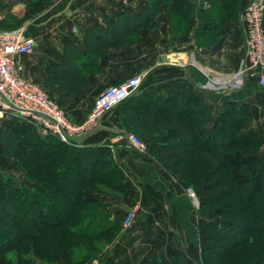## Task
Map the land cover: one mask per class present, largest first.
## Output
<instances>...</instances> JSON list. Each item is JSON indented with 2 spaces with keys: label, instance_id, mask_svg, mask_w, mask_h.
Segmentation results:
<instances>
[{
  "label": "trees",
  "instance_id": "1",
  "mask_svg": "<svg viewBox=\"0 0 264 264\" xmlns=\"http://www.w3.org/2000/svg\"><path fill=\"white\" fill-rule=\"evenodd\" d=\"M47 1L28 3L25 17L44 11ZM170 1L145 0L138 13L104 16L106 30L98 25L85 33L87 50L124 47L138 30L152 29L154 19ZM199 1L174 0L170 13L175 14L177 6H195ZM201 1L217 6L216 0ZM237 1L224 0L219 6H237ZM176 16L181 18L182 12ZM78 57L77 50L68 49L63 65H47L46 87L59 93L85 88L87 82L74 66ZM116 108H120L124 129L148 142L147 154L187 182L198 200L200 217L211 218L218 211L223 223H209L203 264L264 263V156L254 152L261 145L258 137L240 136L252 121L249 104L226 100L217 119L210 123L202 97L184 87L157 98L130 96ZM0 148L32 184L18 186L12 177L0 173V264H70L67 257L76 242L89 250L84 256L87 264L100 261L103 247L118 237L120 224L112 219L108 204L84 194L104 192L96 188L99 185L109 187L113 194L124 193L120 183L127 172L114 158L110 144L67 145L54 136L41 135L32 124L12 118L11 127L0 128ZM240 150L245 152L242 157H238ZM196 152L199 158L195 161ZM206 184L211 186L206 189ZM4 208H10L6 214L10 219L3 216ZM29 208L34 213L27 227V218H17L16 211L24 214ZM219 244L224 246L215 262L212 253L219 250Z\"/></svg>",
  "mask_w": 264,
  "mask_h": 264
},
{
  "label": "crops",
  "instance_id": "2",
  "mask_svg": "<svg viewBox=\"0 0 264 264\" xmlns=\"http://www.w3.org/2000/svg\"><path fill=\"white\" fill-rule=\"evenodd\" d=\"M31 1L0 0V30L23 29L25 36L34 39V50L16 60L18 73L52 95L70 120L83 121L104 86L119 84L132 75L140 74L144 79L132 96L157 98L190 87L207 104L210 123L217 119L224 101L235 100L249 104L252 114V121L240 136L247 139L262 129L257 121L264 119V86L256 83V87L247 81L240 90L231 93L201 88L207 82L223 81L238 69L244 54L240 16L243 8L253 0H238L237 6H219L224 0H216L217 6H209L201 0L195 6H175V15L182 12V17L173 20L188 22L183 35L174 31L168 16L158 15L153 29H140L130 37L131 40L136 35V44L127 43L124 47L100 52L87 50L85 33L98 25L101 30H106L104 16L114 18L115 14L125 11L138 13L142 6H117L116 0H95L98 6H80V0L78 6H67V0H49L44 11L26 18V5ZM101 3L105 6H99ZM24 19H27L25 23L18 27ZM68 49L78 51L74 66L87 85L72 93L54 92L46 87V66L63 65ZM67 87H71L70 83ZM0 122V128H9L12 118L0 115ZM99 123L76 144H112L114 158L127 172L123 180L125 188L127 184L130 188L123 198L97 190L87 191L84 195L108 204L115 211L111 215L114 220L130 203L138 201L140 210L133 231H120L116 242L96 263L141 264L148 256L147 264H157L160 257L165 262L176 259L177 264H194L192 254L195 250L199 252L204 241L202 238L198 241L194 211L188 196L179 189L178 181L164 171L157 159L147 152H135L128 144L126 137L132 132L124 129L120 109L113 108L102 116ZM2 160L7 165L10 162L13 170H22L4 157L0 148V162ZM5 170L10 168L0 165V173ZM27 186H32L28 180ZM115 206L118 209H114ZM148 252H152L151 255Z\"/></svg>",
  "mask_w": 264,
  "mask_h": 264
},
{
  "label": "built area",
  "instance_id": "3",
  "mask_svg": "<svg viewBox=\"0 0 264 264\" xmlns=\"http://www.w3.org/2000/svg\"><path fill=\"white\" fill-rule=\"evenodd\" d=\"M240 24L244 54L237 72L219 83L207 82L202 89L238 91L248 80L254 79L264 86V2L253 0L246 5ZM34 46V39L25 36L23 29L0 30V115L21 119L35 126L41 135L54 136L67 145L81 146L76 144L77 140L95 130L102 116L132 96L144 79L143 75H136L119 84L105 86L85 122L76 125L44 90L19 75L17 58L31 53ZM126 140L138 152L147 151V143L138 135L130 133Z\"/></svg>",
  "mask_w": 264,
  "mask_h": 264
},
{
  "label": "rangeland",
  "instance_id": "4",
  "mask_svg": "<svg viewBox=\"0 0 264 264\" xmlns=\"http://www.w3.org/2000/svg\"><path fill=\"white\" fill-rule=\"evenodd\" d=\"M122 1L123 0H116L115 2H116V4H117V6H141L144 2H145V0H125L126 1V3L125 4H123L122 3ZM49 2V0L47 1V3ZM78 2H80V0H67V6H75L76 4H77V6H78ZM176 2V1H175ZM174 2V0H172V2L170 1V2H167L166 3V5H164L165 7H163V9H162V11H161V13L160 14H158V15H160L161 17H169V19L171 20V27L174 29V31H176V33L178 34V35H183L185 32H186V30H187V27H188V22L187 21H182V20H180V21H178V22H176V21H174L173 20V18H176V17H178V16H176L174 13L173 14H171L169 11H170V8L168 7L169 5H171L172 3H175ZM234 4V3H233ZM249 4V3H248ZM247 4V5H248ZM103 4L101 3L99 6H102ZM80 6H98V3L95 1V0H82V3H81V5ZM103 6H105V5H103ZM114 6H116V5H114ZM233 6V5H232ZM157 15V16H158ZM156 16V17H157ZM27 19H24V20H22V21H20L19 22V25H17L18 27H20V26H22L24 23H25V21H26ZM153 23H154V21H153ZM153 28H154V26H153ZM152 28V29H153ZM129 43H130V45H132V44H136L137 43V38H136V35H134V37L131 39V40H129ZM128 43V44H129ZM238 70V69H237ZM237 70L235 71V72H237ZM235 72L233 73V74H235ZM232 74V75H233ZM136 75H140V74H135V75H132V76H130L129 78H131V77H133V76H136ZM129 78H127V79H129ZM126 79V80H127ZM125 81V80H124ZM123 81V82H124ZM256 83H258V81L257 80H252V84L254 85V86H256V87H258L257 86V84ZM259 84V83H258ZM105 87V86H104ZM201 88H203L202 86H201ZM103 89V88H102ZM102 90H100V92H101ZM227 92H229V93H231V92H236V91H227ZM47 94V93H46ZM48 95V94H47ZM99 95V93L97 94V96ZM49 96V95H48ZM96 96V97H97ZM96 97L94 98V100H93V104H92V108H93V106H94V103H95V99H96ZM49 98L51 99V100H53L56 104H58V102L52 97V95L51 96H49ZM244 103V102H243ZM59 105V104H58ZM60 106V105H59ZM91 108V109H92ZM120 108H118V110H119ZM62 110H63V108H62ZM64 111V110H63ZM65 112V111H64ZM91 112V111H90ZM66 114V113H65ZM90 114V113H89ZM89 114L86 116V118L89 116ZM67 116V115H66ZM67 118H68V116H67ZM86 118L83 120V121H81V122H75V121H72V120H70L69 118V120L71 121V122H73V123H75L76 125H81V124H83L84 122H85V120H86ZM3 122H6V121H2V123ZM259 124H260V126L262 127V129L260 128V130L259 131H257V133L258 134H252V135H250V136H248V137H251V136H254V137H258L259 139H260V148L259 149H256L254 152L255 153H258V152H260V154L262 155V156H264V119L263 118H261L260 120H258L257 121ZM1 123V122H0ZM257 125L256 124H254V127H256ZM245 128H247V127H245ZM244 128V129H245ZM243 129V130H244ZM243 130H242V132H243ZM246 130V129H245ZM254 133V132H253ZM134 134V133H133ZM244 134H246V133H244ZM142 136V135H141ZM247 137V138H248ZM243 139H245V137L243 138ZM145 143H146V141H144ZM110 148H111V150H112V144H110ZM133 148V147H132ZM133 150L135 151V152H138V150H136L135 148H133ZM140 153V152H139ZM143 154H145L144 152H143ZM238 157H242L244 154H245V152L242 150H240L239 152H238ZM197 158H199V153L198 152H196L195 153V161L197 160ZM191 161V160H190ZM190 161H189V163H185L184 164V166H183V168H185L186 166H188V165H190ZM192 163V162H191ZM0 165H1V167H8V168H10V170H5L4 172H3V174H6V175H9L10 177H12L13 179H14V181H15V183L18 185V186H27V179H26V177H25V172L23 171V169L21 170V169H17V170H13L12 168L13 167H11V163L9 162L8 163V165L6 164V161H3L2 160V162H0ZM14 167H16V166H14ZM20 167V166H19ZM163 168V167H162ZM12 169V170H11ZM164 169V168H163ZM164 171H166L168 174H170L174 179H176L177 181H178V186H179V189H181L184 193H185V195L186 196H188L187 198L190 200V204H191V207L193 208V211H194V218H196V220H195V231H196V234H197V237H198V241H199V238H200V240H201V238H202V241H204V243H202L200 246H199V248H200V250H199V252H197L196 250L194 251V254H192V257L194 258V264H203L204 262H203V256H204V251H206V249L208 248V242H209V237H210V232H209V223L212 221V222H218V223H223V220L221 219V217L218 215V211L217 210H215V212L213 213V215L211 216V218H209V217H200V214H199V204H198V200H197V198H196V196L194 195V193H191L192 192V190L190 189V187L186 184L187 182L183 179V177L182 176H180V175H177V174H174V173H172V172H170V171H168V170H166V169H164ZM22 172H24V174L22 173ZM23 174V175H22ZM187 177H189V174H187ZM128 186H126V188H125V185H124V181H122L121 183H120V186H122V188H124V193H119V192H116L115 194H113V193H110V192H112V190H110V188L109 187H107V186H105V185H99V186H97L96 188L97 189H103L102 191H104V192H101V193H106V194H108V195H113L114 197H121V198H123V195L124 194H126V192L129 190V188H130V184H127ZM211 185L210 184H206V186H205V188L206 189H208L209 187H210ZM97 191H99V190H97ZM221 191H225V190H221ZM222 203H224V201L222 202ZM129 205V204H128ZM117 206H115V208L114 209H118V207L116 208ZM130 207V208H129ZM127 209H126V207H123V208H125L126 210H124L122 213H121V215L117 218V221L119 222V224H120V231L121 232H129V231H133V228H134V225H135V218H136V216H137V213H138V211L140 210V203L138 202V201H136V202H133V203H130V206H129ZM111 210V209H110ZM3 216H4V214H5V218H7V219H10V218H8V215H6L7 213H9L10 212V208H4L3 209ZM115 211L112 209L111 210V213L113 214ZM16 213H17V218L19 217V216H21V217H24V219H26L27 218V227L30 225V223L33 221L31 218H32V216L31 215H33V213H34V211L32 210V209H28V211H24V214H23V211H19V213L16 211ZM111 214V215H112ZM113 216V215H112ZM222 218H224V219H226V217H222ZM126 219V220H125ZM26 221V220H25ZM116 240H117V238L114 240V242H112V243H110V244H108V245H106V246H104L103 247V250H102V256H104L105 254H106V252L108 251V249H109V247L112 245V244H114L115 242H116ZM30 241V240H29ZM29 241H28V244H29ZM76 244H78V245H76ZM76 244L74 245V247H73V249H72V251L70 252V254H69V256L67 257V261L68 262H70V264H87L86 262H85V260H84V256H85V254H87V252L89 251V250H87V249H84L82 246H80V244L79 243H77L76 242ZM219 246V250H214V254L212 253V252H210L209 254L208 253H206V258H210V255H211V253H212V256H215L216 255V258H215V262H216V260H217V257L218 256H220V250L222 249V247L224 246V244H219L218 245ZM197 248V247H196ZM222 251V250H221ZM93 252V254L94 253H96L95 252V250L94 251H92ZM150 253H152V252H148V255H151ZM238 254V253H237ZM9 256H11V257H16V255H15V253H10L9 254ZM148 256H146L145 258H143L144 260H142V263L141 264H147V262H148ZM60 259V258H59ZM163 258L162 257H160V261H157V263H159V262H162L163 260H162ZM172 261H173V263L174 264H177V260L176 259H172ZM172 261H170V262H172ZM96 262H99V261H94L92 264H97ZM191 264L193 263V262H190ZM53 264H63L62 263V261L61 262H55V263H53ZM213 264V263H212ZM254 264H264V263H262V262H260V261H258V262H255Z\"/></svg>",
  "mask_w": 264,
  "mask_h": 264
}]
</instances>
